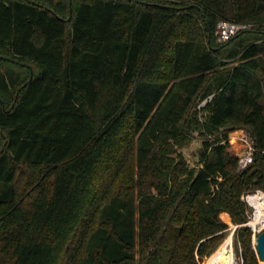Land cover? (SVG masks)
Instances as JSON below:
<instances>
[{"label":"trees","instance_id":"trees-1","mask_svg":"<svg viewBox=\"0 0 264 264\" xmlns=\"http://www.w3.org/2000/svg\"><path fill=\"white\" fill-rule=\"evenodd\" d=\"M219 19L248 26L220 42ZM256 189L264 0H0V264H199L221 212L258 264Z\"/></svg>","mask_w":264,"mask_h":264},{"label":"built area","instance_id":"built-area-1","mask_svg":"<svg viewBox=\"0 0 264 264\" xmlns=\"http://www.w3.org/2000/svg\"><path fill=\"white\" fill-rule=\"evenodd\" d=\"M248 25L245 23H239L233 20L219 19L216 24V36L217 40L224 42L229 40L240 30L245 29ZM201 102V104H203ZM222 142L228 143L231 148H234V154L237 158V169L241 170L247 167L253 161L254 152L256 151V146L254 144V139L250 132L244 128H238L230 130L228 132V137ZM233 149V150H234ZM264 199V190L256 189L253 191H248L243 195V199L247 202L250 207V213L248 215V220L255 215L256 210L259 207V198ZM248 223V221H247ZM248 225L253 228L249 223ZM263 228V227H262ZM254 230V228H253ZM259 231V230H257Z\"/></svg>","mask_w":264,"mask_h":264},{"label":"rangeland","instance_id":"rangeland-1","mask_svg":"<svg viewBox=\"0 0 264 264\" xmlns=\"http://www.w3.org/2000/svg\"><path fill=\"white\" fill-rule=\"evenodd\" d=\"M200 139L199 138H194L188 145H186L185 147L182 148V151L185 155V157L187 158L188 162L190 164H193L194 161L196 160L197 158V152H198V148L200 146ZM231 148V147H230ZM234 148H231L232 152L234 153L235 149L233 150ZM235 155V154H234ZM220 217H221V213H220ZM221 219L223 221H225L222 217ZM253 219V218H252ZM230 222L228 221H225L228 225L227 229H226V237L224 238V240H222V242L217 246V248L208 256L204 257L202 261H200L199 264H208L209 263V259L214 255V254H217L219 249L221 248V246L227 241V240H230L229 244H227V247L229 248L228 249V253H231L234 257V261H235V264H242V257L240 255V248H239V245L237 247V245L234 243V231L236 227L234 223H232L231 219H229ZM251 220V219H250ZM264 220V217H262V219H260V222ZM249 222V221H248ZM250 223V222H249ZM248 224V223H247ZM250 225L254 228H251L252 229V237H251V242H252V245L254 247V240H255V236L257 235V230H260L261 228L260 227V224H256L255 226L252 225L250 223ZM221 262L222 264H228L227 262L229 261L227 259V256L225 255H222L221 256ZM258 264H264L262 263V261H260L258 259Z\"/></svg>","mask_w":264,"mask_h":264},{"label":"bare ground","instance_id":"bare-ground-1","mask_svg":"<svg viewBox=\"0 0 264 264\" xmlns=\"http://www.w3.org/2000/svg\"><path fill=\"white\" fill-rule=\"evenodd\" d=\"M260 204H259V207L258 209L256 210L255 212V215L252 216L248 221L252 224V225H256V224H260V227L261 228L262 226L264 227V220H262L260 222V219H262V217H264V199L262 197L259 198V201H258ZM221 217L225 220V221H228L230 222V217L228 214L224 213V212H221ZM253 218V219H252ZM248 222V223H249ZM249 223V224H250ZM230 240H227L222 246L221 248L219 249L218 253L217 254H214L210 259H209V263L208 264H222L221 262V256L222 255H225L227 256V259L229 260L227 263L228 264H235V261H234V257L231 253H228V247H227V244H229ZM255 242V240H254ZM262 261V263H264V260H260Z\"/></svg>","mask_w":264,"mask_h":264},{"label":"water","instance_id":"water-1","mask_svg":"<svg viewBox=\"0 0 264 264\" xmlns=\"http://www.w3.org/2000/svg\"><path fill=\"white\" fill-rule=\"evenodd\" d=\"M32 75V69L30 70V76ZM235 225L234 227H236ZM235 229V228H234ZM254 248L258 254L259 260H264V227L261 228L255 236Z\"/></svg>","mask_w":264,"mask_h":264},{"label":"crops","instance_id":"crops-1","mask_svg":"<svg viewBox=\"0 0 264 264\" xmlns=\"http://www.w3.org/2000/svg\"><path fill=\"white\" fill-rule=\"evenodd\" d=\"M224 213L228 214L227 212H224Z\"/></svg>","mask_w":264,"mask_h":264}]
</instances>
